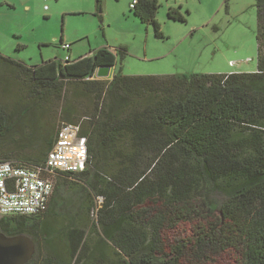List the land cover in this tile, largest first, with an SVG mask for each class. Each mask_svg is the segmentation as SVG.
Masks as SVG:
<instances>
[{"label": "trees", "instance_id": "obj_1", "mask_svg": "<svg viewBox=\"0 0 264 264\" xmlns=\"http://www.w3.org/2000/svg\"><path fill=\"white\" fill-rule=\"evenodd\" d=\"M95 5L102 13L103 0ZM158 8L129 7L163 38ZM180 9L167 17L185 22ZM256 12L252 73L108 80L94 77L116 63L107 48L36 66L0 53L2 91L18 89L11 108L0 102V162L43 167L59 127L37 115L59 104L60 125H78L87 146L82 171H42L52 185L45 211L0 216L1 233L33 242L26 264H211L227 252L264 264V0Z\"/></svg>", "mask_w": 264, "mask_h": 264}, {"label": "rangeland", "instance_id": "obj_2", "mask_svg": "<svg viewBox=\"0 0 264 264\" xmlns=\"http://www.w3.org/2000/svg\"><path fill=\"white\" fill-rule=\"evenodd\" d=\"M130 1L103 0L99 14L95 0H0V53L36 66L47 60L62 62L66 55L73 61L107 48L118 54L110 75L118 71L134 76L256 70V0H176L174 6V0H157L155 18L163 38L155 36L151 24L133 16ZM177 4L182 5L185 22L167 17V10L177 8ZM61 43L69 44L70 51L66 52ZM120 48L126 49L123 58ZM17 90L3 93L0 86V102L10 107ZM76 101L80 108L89 104L79 98ZM61 106L53 107L45 116L37 115V122L53 123L57 129L62 122ZM54 176H50L53 181ZM182 230L187 231L185 227ZM179 232H169L167 239L172 242ZM236 260L235 252H227L211 264H237Z\"/></svg>", "mask_w": 264, "mask_h": 264}, {"label": "built area", "instance_id": "obj_3", "mask_svg": "<svg viewBox=\"0 0 264 264\" xmlns=\"http://www.w3.org/2000/svg\"><path fill=\"white\" fill-rule=\"evenodd\" d=\"M137 0L129 4L133 8ZM69 50V44H63ZM68 59V55L64 60ZM87 159L86 139L79 134V126L61 124L43 167H22L0 162V216L9 214L37 215L45 211L51 194V183L42 171L80 172Z\"/></svg>", "mask_w": 264, "mask_h": 264}, {"label": "water", "instance_id": "obj_4", "mask_svg": "<svg viewBox=\"0 0 264 264\" xmlns=\"http://www.w3.org/2000/svg\"><path fill=\"white\" fill-rule=\"evenodd\" d=\"M111 67H98L94 77L108 79ZM35 251L33 242L25 235L6 236L0 232V264H26Z\"/></svg>", "mask_w": 264, "mask_h": 264}, {"label": "crops", "instance_id": "obj_5", "mask_svg": "<svg viewBox=\"0 0 264 264\" xmlns=\"http://www.w3.org/2000/svg\"><path fill=\"white\" fill-rule=\"evenodd\" d=\"M174 3L176 4V3H178V2H177L176 0H174V2H173V4H172L173 6L175 5ZM177 5H179L180 7H182L181 4H177ZM179 6H178V7H179ZM171 7H172V6H171ZM171 7H170V8H171ZM173 8H175V7H173ZM111 76H112V75L109 74V78H111Z\"/></svg>", "mask_w": 264, "mask_h": 264}]
</instances>
